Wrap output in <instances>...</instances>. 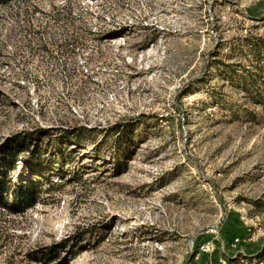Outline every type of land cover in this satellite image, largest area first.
Wrapping results in <instances>:
<instances>
[{
    "label": "rangeland",
    "instance_id": "rangeland-1",
    "mask_svg": "<svg viewBox=\"0 0 264 264\" xmlns=\"http://www.w3.org/2000/svg\"><path fill=\"white\" fill-rule=\"evenodd\" d=\"M245 39L264 43V0L1 8L0 173L38 182L40 196L2 217L12 244L0 264H220L262 251L264 63Z\"/></svg>",
    "mask_w": 264,
    "mask_h": 264
},
{
    "label": "trees",
    "instance_id": "trees-1",
    "mask_svg": "<svg viewBox=\"0 0 264 264\" xmlns=\"http://www.w3.org/2000/svg\"><path fill=\"white\" fill-rule=\"evenodd\" d=\"M27 0H0V9L1 8H8L15 5H20L26 3ZM21 8V7H20ZM21 13L17 12L14 14L16 16V19L19 18ZM24 16L31 18V13L28 11H25ZM56 19H59L58 17ZM245 44L243 45L244 49H247L249 51V54L254 57L256 62H262L264 63V43L260 41L250 42L249 39H245ZM261 73H264V68L260 70ZM25 77V76H21ZM250 82V81H249ZM75 133L72 135L74 136ZM71 136V137H72ZM24 152V151H23ZM13 153L8 151L7 155H12ZM15 156V155H14ZM33 157L29 159V161H26L29 166H32L33 164ZM35 165V164H34ZM24 168V167H23ZM25 171V170H24ZM38 182L32 180V181H25L22 180L21 183L18 182H12L8 181V175L7 173L2 176V173H0V243L1 248L7 247L10 245L11 241V235L7 232L10 228H7L8 225H12L11 221L2 220V217L5 216V213H7L8 216H16V215H23L28 210L34 208L38 201L40 196V191L38 190ZM39 191V192H38ZM13 237V236H12ZM12 244V243H11ZM244 259L250 264H255V261H261L264 259V249L258 253H256L254 256H243L242 254H238L236 256H228L227 260L230 264H236L239 261Z\"/></svg>",
    "mask_w": 264,
    "mask_h": 264
},
{
    "label": "built area",
    "instance_id": "built-area-1",
    "mask_svg": "<svg viewBox=\"0 0 264 264\" xmlns=\"http://www.w3.org/2000/svg\"><path fill=\"white\" fill-rule=\"evenodd\" d=\"M239 243H240V240L236 239L234 241L233 247H237V245ZM201 249H202V251H206V252H212L215 250L213 243H207L205 246H202ZM219 262H220V264H230L228 262L227 258H221Z\"/></svg>",
    "mask_w": 264,
    "mask_h": 264
}]
</instances>
